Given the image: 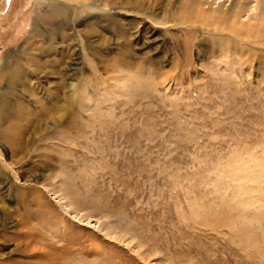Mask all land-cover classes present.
<instances>
[{
  "label": "rangeland",
  "instance_id": "1",
  "mask_svg": "<svg viewBox=\"0 0 264 264\" xmlns=\"http://www.w3.org/2000/svg\"><path fill=\"white\" fill-rule=\"evenodd\" d=\"M82 1L0 0V264H264V0Z\"/></svg>",
  "mask_w": 264,
  "mask_h": 264
},
{
  "label": "bare ground",
  "instance_id": "2",
  "mask_svg": "<svg viewBox=\"0 0 264 264\" xmlns=\"http://www.w3.org/2000/svg\"><path fill=\"white\" fill-rule=\"evenodd\" d=\"M55 1H61V2H66V1H69V2H71V4H72V6H79L80 5V3H82L81 5H80V8L81 7H84V2L82 1V0H55ZM112 2V1H111ZM68 4V3H67ZM88 4H89V2H88ZM99 7V6H98ZM94 8H96L95 7V5H93V6H87V7H85L84 8V10H85V13H88V16L90 15L89 13H91V10H93ZM100 8V7H99ZM78 9V8H77ZM76 9V10H77ZM126 9V8H125ZM122 10H123V7L122 6H114L113 4H110L109 3V0L107 1V0H105V2H104V7H102L101 8V14H100V16H103L104 17V19L107 21V20H109L110 22L112 21V20H114L118 15H120L121 13H123L122 12ZM78 11V10H77ZM91 16V15H90ZM89 16V17H90ZM87 17V16H86ZM106 25V24H105ZM93 33V32H92ZM95 35H97V33H95ZM73 39L74 40H78V34L76 33V32H74L73 33ZM49 40V39H48ZM108 43L109 42H107L106 44H107V46H108ZM50 46V45H49ZM11 91H12V89H11ZM3 98V97H2ZM5 99V98H4ZM1 103V102H0ZM43 236V235H42ZM84 250V249H83ZM88 250V249H87ZM89 251V250H88ZM85 252V251H84ZM90 252V251H89ZM40 254V253H39ZM7 262H9L8 260H7ZM5 264V263H4ZM11 264V263H10Z\"/></svg>",
  "mask_w": 264,
  "mask_h": 264
}]
</instances>
